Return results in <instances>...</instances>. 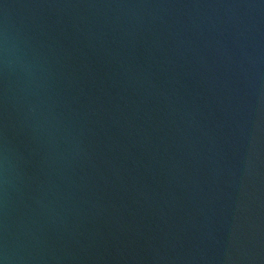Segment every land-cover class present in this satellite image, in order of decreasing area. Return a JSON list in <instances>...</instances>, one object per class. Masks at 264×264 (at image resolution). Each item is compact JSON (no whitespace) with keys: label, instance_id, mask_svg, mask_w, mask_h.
Listing matches in <instances>:
<instances>
[{"label":"water","instance_id":"95a60500","mask_svg":"<svg viewBox=\"0 0 264 264\" xmlns=\"http://www.w3.org/2000/svg\"><path fill=\"white\" fill-rule=\"evenodd\" d=\"M0 264H264V0H0Z\"/></svg>","mask_w":264,"mask_h":264}]
</instances>
